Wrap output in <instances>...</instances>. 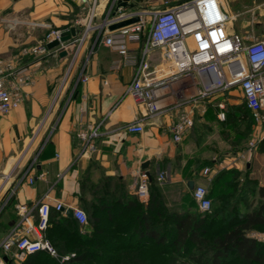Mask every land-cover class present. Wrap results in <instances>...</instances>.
<instances>
[{"label": "crops", "instance_id": "1", "mask_svg": "<svg viewBox=\"0 0 264 264\" xmlns=\"http://www.w3.org/2000/svg\"><path fill=\"white\" fill-rule=\"evenodd\" d=\"M107 1L100 0L98 20L103 16ZM133 2L151 8L159 6L158 0ZM83 15L84 10L77 0H0V57L9 56L23 43H35L42 38L44 30L27 25V21L49 22L62 30L71 26L80 30L79 20ZM89 43L83 46L80 59ZM159 55L160 51L154 53V62ZM116 56V47L98 44L89 57L88 80L77 88L74 82L78 65L71 71V76L74 74L71 88L67 83L62 85L69 63L66 55L30 58L20 64L22 72L31 76L22 86L23 100L18 108L0 114V239L14 227L23 230L16 205L33 204L46 193L51 203L61 202L65 209L80 207L86 215L93 203L107 204L111 208L100 213L99 223L103 252L132 253L133 245L140 239L138 231L133 230L137 213L122 205L134 199L143 205L148 203L149 200L141 203L135 194L140 170L150 176L149 199L150 190L156 191L169 211L191 209L186 195H192L193 187L203 178L205 167L201 168L200 164L204 161H213L211 166H206L211 171L209 175L223 168L242 171L244 166L249 177L264 186L262 141L251 150L247 145L241 150L234 149L219 128V136L227 147L220 148L216 155L203 152L210 149L207 145L209 130L219 125L204 117L206 106L200 115L195 114L193 127L179 142L173 140L170 129L175 111L146 117L142 133L119 129L122 124L145 114L146 108L125 93L133 69L109 70L110 60ZM98 124L102 134L93 139L94 148L84 149L85 142L79 134L88 133L90 127ZM160 171L166 173L162 182L156 180ZM40 173L43 176H38ZM189 181H193L192 188ZM113 209L115 212L111 214ZM64 215L67 216L65 212H50V224L45 232L51 244L68 243L70 235L62 227ZM71 218L82 236L92 234L88 218L85 224ZM54 247L58 253L62 252L60 254L74 251ZM109 257L111 255H106L105 260Z\"/></svg>", "mask_w": 264, "mask_h": 264}, {"label": "built area", "instance_id": "2", "mask_svg": "<svg viewBox=\"0 0 264 264\" xmlns=\"http://www.w3.org/2000/svg\"><path fill=\"white\" fill-rule=\"evenodd\" d=\"M77 1L84 15L79 20L81 29L75 37L48 48L47 44L59 39L63 30L49 22L27 21V25L44 30L42 38L35 43H23L9 56L0 57V114L18 108L23 100L22 86L31 77L19 67L24 61L50 55L58 57L64 51L69 63L62 85L78 65L75 87L87 82L89 57L102 43L116 47L117 56L110 60V71H119L123 67L133 69L125 93L146 108L145 114L122 124L119 129L142 133L146 117L175 111L170 129L173 140L179 142L183 134L193 127L195 114L200 115L204 111L203 104L207 98L238 89L253 118L263 125L258 137L248 141V150L264 141V37L245 43L244 36L231 28V18L223 0H158L156 8L133 0H108L99 20L100 0ZM123 1L125 6L120 4ZM133 17L137 20L109 29L110 25ZM88 41L90 43L80 59L83 46ZM156 51L161 55L154 62ZM217 108V119L224 120L225 103L219 102ZM100 134L99 124L90 127L88 133H80L85 142L84 149L94 148L93 139ZM210 172L209 167L202 170L204 175ZM23 175L25 177L26 172ZM38 176H43V173ZM165 176L166 173L160 171L156 180L162 182ZM32 181L30 178L29 182ZM149 182V173L140 170L134 188L141 203L149 200ZM192 195L200 211L210 210L211 199L207 197L204 185H195ZM52 207L62 212L65 209L61 202L51 203L46 193L33 204L16 205L23 230L18 231L14 227L0 239V264H20L27 254L35 251L49 254L59 264H71L75 254L58 253L46 237ZM72 209L78 223H87V215L82 208Z\"/></svg>", "mask_w": 264, "mask_h": 264}, {"label": "trees", "instance_id": "3", "mask_svg": "<svg viewBox=\"0 0 264 264\" xmlns=\"http://www.w3.org/2000/svg\"><path fill=\"white\" fill-rule=\"evenodd\" d=\"M231 92L227 90L207 99ZM206 108L204 117L215 118L221 127L231 129L243 123L246 131H249L252 112L242 99L240 104L230 105L232 110L226 112L224 120L217 119V108L209 103ZM211 111L213 115L210 116ZM240 116L243 122L237 123V120H241ZM222 133L224 136L228 134L226 131ZM230 145L235 148L232 142ZM262 148H264V141L260 144V149ZM212 164L213 161L208 160L202 162L200 166L204 168ZM209 176L212 177L207 191V197L211 199L209 211H199L193 195L189 193L186 195V201L191 209L183 212L169 211L158 193L153 190H150V199L145 205L138 203L135 199L123 204L122 208L127 210L132 208L137 213L133 230L138 231L137 235L140 239L138 244L133 245L135 250L131 251L132 253L118 251L106 254L103 252L101 246L103 238L99 236L102 229L99 223L100 213L104 209L111 208L107 204L93 203L91 205V210L87 215L93 229L91 235L82 236L78 232L75 220L64 215L62 227L64 232L70 235L68 243L61 246L52 243L60 250L75 251V257L71 260L72 264H143L144 259H140L139 255L145 250L153 249L159 253L161 258L166 256L170 258L172 249L168 246H172L173 250L182 254V257H187L194 264H227L226 259L229 256L244 264H264V242L249 235L250 231L264 229V186L259 185L256 179L250 178L247 170L242 172L235 168H223ZM150 183L151 181L149 188L152 185ZM248 197L250 200L244 201ZM240 200L246 204L243 209L239 207ZM53 210L62 214L61 210H55L52 207L51 211ZM114 212V209L110 210L111 214ZM45 233L48 238L47 232ZM188 246L193 253H186ZM136 249L140 251L138 254L135 252ZM106 255H111V257L105 260ZM153 263L151 260L144 262V264ZM20 264L58 263L49 254L35 251L29 253Z\"/></svg>", "mask_w": 264, "mask_h": 264}, {"label": "rangeland", "instance_id": "4", "mask_svg": "<svg viewBox=\"0 0 264 264\" xmlns=\"http://www.w3.org/2000/svg\"><path fill=\"white\" fill-rule=\"evenodd\" d=\"M225 4V8L227 10L228 16H234L233 19H231V28L233 30L240 32L244 38L245 43L253 42L256 39L262 38V34L264 33V0H223ZM74 80V74H70V76L67 78L66 82L68 87L71 88V83ZM219 102L225 103V114L226 112L231 111L230 105H234L235 103L240 104L241 102V96L238 91V89L233 90L230 94H224L222 96L206 99L203 106H206L207 103L211 104L213 107L217 108V104ZM204 109V108H203ZM218 110V108H217ZM235 112L238 111L240 114L241 112L237 109H233ZM205 111V110H204ZM215 112V111H214ZM217 112V111H216ZM213 115V111L210 112V116ZM241 118V116H240ZM213 122H216L215 124L218 125V122L215 120V118H211ZM246 119V118H245ZM243 122L242 118L241 120H237V123ZM262 124L258 123L253 116L250 118V126L249 131H246V128L244 124H240L239 126H234V128L228 129L225 127H221L218 125V128H212V130H209L208 132V142L207 145L210 147V149L203 150L206 154H217L220 148L227 147V144L225 141H223L218 133L219 128H222V131H226L228 134L227 136L222 135L228 140V143L232 142L233 146L236 148L244 149L247 145L248 141L253 138H257L260 129L262 128ZM53 127L50 126L48 131ZM228 129V130H227ZM218 135V136H217ZM244 147V148H243ZM215 152V153H214ZM204 153V154H205ZM222 153V152H221ZM245 171V167L243 166L242 172ZM204 175V174H203ZM211 178L209 175H204L203 178L200 180L199 184L204 185L207 188V191L209 190ZM244 181H242L243 183ZM250 200L249 197L244 201ZM243 200L239 201V207L240 209H243L246 204ZM250 234L254 235L259 241L264 242V229H255L253 231L249 232ZM210 236L208 235V238ZM171 248L170 252V258L168 256L161 258L159 256V253L153 249L151 250H145L144 252L139 255L140 259H144V262L146 260H151L154 262L153 264H194L191 262L187 257H182L179 252H176L173 250L172 246H168ZM166 249V248H165ZM74 253L75 251H70V253ZM186 253H193L190 246L186 248ZM143 254V255H142ZM145 254V255H144ZM72 262V261H71ZM142 262V261H141ZM143 262V264H144ZM227 264H244L242 262H238L237 260H234L232 256H229L226 259Z\"/></svg>", "mask_w": 264, "mask_h": 264}, {"label": "water", "instance_id": "5", "mask_svg": "<svg viewBox=\"0 0 264 264\" xmlns=\"http://www.w3.org/2000/svg\"><path fill=\"white\" fill-rule=\"evenodd\" d=\"M120 4L123 5V6H125V5H126V2L123 1V2H121ZM136 20H137V17H133V18H130V19H127V20H123V21H120V22H117V23H115V24L110 25V26H109V29H110V30H113V29L118 28V27H120V26H123V25L129 24V23H131V22H134V21H136ZM77 31H78V30H77L76 27H74V26H71L70 28L63 30V31L61 32V34H60V38H59V39H55V40L49 42V43L47 44V47H48V48H52V47L56 46V45L59 43V41H65V40H69V39H71L72 37H75L76 34H77ZM65 54H66V53H65L64 51L60 53L61 56H64ZM149 177H150V176H149ZM188 185H189V187L192 188V187H193V181H189ZM64 210H65V211H64L65 214H66L68 217H72V216H73V209H72V207L66 208V209H64ZM4 259L7 260V257H4Z\"/></svg>", "mask_w": 264, "mask_h": 264}, {"label": "bare ground", "instance_id": "6", "mask_svg": "<svg viewBox=\"0 0 264 264\" xmlns=\"http://www.w3.org/2000/svg\"><path fill=\"white\" fill-rule=\"evenodd\" d=\"M230 18H231V19H233V18H234V16H231Z\"/></svg>", "mask_w": 264, "mask_h": 264}, {"label": "clouds", "instance_id": "7", "mask_svg": "<svg viewBox=\"0 0 264 264\" xmlns=\"http://www.w3.org/2000/svg\"><path fill=\"white\" fill-rule=\"evenodd\" d=\"M204 207L206 208V207H207V205H204Z\"/></svg>", "mask_w": 264, "mask_h": 264}]
</instances>
